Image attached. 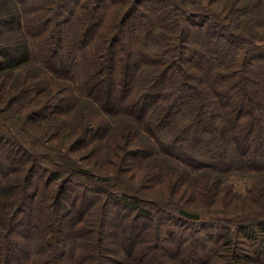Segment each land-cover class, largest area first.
<instances>
[{
	"label": "trees",
	"instance_id": "obj_1",
	"mask_svg": "<svg viewBox=\"0 0 264 264\" xmlns=\"http://www.w3.org/2000/svg\"><path fill=\"white\" fill-rule=\"evenodd\" d=\"M0 75V264H264V0H0Z\"/></svg>",
	"mask_w": 264,
	"mask_h": 264
},
{
	"label": "rangeland",
	"instance_id": "obj_2",
	"mask_svg": "<svg viewBox=\"0 0 264 264\" xmlns=\"http://www.w3.org/2000/svg\"><path fill=\"white\" fill-rule=\"evenodd\" d=\"M209 0H205L206 3H208ZM213 7L215 9H220L222 8V1H217L216 3L213 4ZM29 69H33V68H29ZM3 76L0 75V79ZM164 136H167L168 134H163ZM90 167H93L96 171H102L103 168H96L91 164H88ZM135 171V169H132L130 171H127V175L129 174H133V172ZM187 175H184L183 177L186 178ZM263 176V175H260ZM259 178V175H240V174H232L229 176V179L224 182L223 185L220 186V188L223 187H228L229 189L231 188L232 190H234V192L238 193V194H246L248 189L252 186L253 182ZM135 184L138 186V188L140 189V191L138 192V194L142 195L145 198H152L154 195H157L156 193L158 192V195H161L162 198H165V195L167 193V186L166 185H161L159 183H156L155 185L152 183H146L143 186L142 184H139V181L137 179H134ZM188 185L190 187H187L184 191H182L183 188H185V185H180L176 191V195L175 198L178 199L179 201H183L184 198L186 197L189 202H193L194 199V195L191 194L192 192V187L190 184V181L188 183ZM164 187V188H163ZM190 194L192 196V199L190 200ZM185 195V196H184ZM190 207H188L189 209H191V205H189ZM198 208L200 210H202V204L198 206ZM246 250H249L251 252V248L248 246V244H244L243 245Z\"/></svg>",
	"mask_w": 264,
	"mask_h": 264
}]
</instances>
